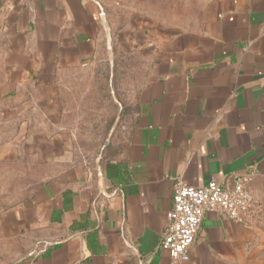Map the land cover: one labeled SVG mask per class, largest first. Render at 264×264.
Listing matches in <instances>:
<instances>
[{
	"label": "crops",
	"instance_id": "0c3cea01",
	"mask_svg": "<svg viewBox=\"0 0 264 264\" xmlns=\"http://www.w3.org/2000/svg\"><path fill=\"white\" fill-rule=\"evenodd\" d=\"M126 2L0 0L5 116L51 166L0 220L25 243L15 264H177L160 248L175 183L251 172L261 219L248 228L207 213L184 264H264V0H204L190 29L126 35L145 75L125 145L91 166L75 157L59 87L104 54Z\"/></svg>",
	"mask_w": 264,
	"mask_h": 264
},
{
	"label": "rangeland",
	"instance_id": "374dc122",
	"mask_svg": "<svg viewBox=\"0 0 264 264\" xmlns=\"http://www.w3.org/2000/svg\"><path fill=\"white\" fill-rule=\"evenodd\" d=\"M204 0H128L117 8L114 39L88 69L67 74L59 97L63 122L72 131L75 157L91 166L101 164L125 145L146 56L126 45L125 36L139 28L176 34L196 25ZM6 70L0 56V220L8 210L28 201L44 184L51 166L26 149L19 121L6 119L1 98ZM25 243L4 236L0 225V264H15Z\"/></svg>",
	"mask_w": 264,
	"mask_h": 264
},
{
	"label": "built area",
	"instance_id": "2783aa9c",
	"mask_svg": "<svg viewBox=\"0 0 264 264\" xmlns=\"http://www.w3.org/2000/svg\"><path fill=\"white\" fill-rule=\"evenodd\" d=\"M253 176V172L233 174L224 182L213 178L203 188L181 181L175 183L168 225L160 242V248L173 263L189 262L207 213L223 214L248 228L261 219L262 202L250 187Z\"/></svg>",
	"mask_w": 264,
	"mask_h": 264
},
{
	"label": "water",
	"instance_id": "95a60500",
	"mask_svg": "<svg viewBox=\"0 0 264 264\" xmlns=\"http://www.w3.org/2000/svg\"><path fill=\"white\" fill-rule=\"evenodd\" d=\"M107 32H108V42H109V46H108V47H109V49H111V47H110V30L108 29ZM102 192H103V191H102Z\"/></svg>",
	"mask_w": 264,
	"mask_h": 264
},
{
	"label": "trees",
	"instance_id": "16d2710c",
	"mask_svg": "<svg viewBox=\"0 0 264 264\" xmlns=\"http://www.w3.org/2000/svg\"><path fill=\"white\" fill-rule=\"evenodd\" d=\"M116 151H117V150H116ZM116 151H115L113 154H111V155H115V154L117 153Z\"/></svg>",
	"mask_w": 264,
	"mask_h": 264
}]
</instances>
